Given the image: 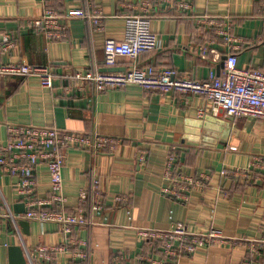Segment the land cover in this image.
Wrapping results in <instances>:
<instances>
[{
	"label": "crops",
	"instance_id": "obj_1",
	"mask_svg": "<svg viewBox=\"0 0 264 264\" xmlns=\"http://www.w3.org/2000/svg\"><path fill=\"white\" fill-rule=\"evenodd\" d=\"M87 1L0 0V63L49 65L53 77L52 88H45L34 76H0V145L9 123L95 131L120 140L112 153L96 156L85 149H66L65 210L76 209L80 189L97 178L110 225L74 226L69 236L84 241L80 248L87 257L67 251L57 254L53 264H113L118 253L125 264H137L136 255L151 254V248L136 230L165 231L177 222L197 233L220 229L233 241L200 248L181 256L177 264H242L247 258L264 264V169L252 170L251 177L220 174L222 168L250 167L254 158L264 160V119L213 114L200 95L146 92L133 83L102 91L89 101L74 87L72 75L78 70L121 71L133 63L120 56L106 66L103 44L107 38H123L124 18L135 12L137 0H91L102 16L99 27L72 18L60 39H46L29 24L44 7L63 14L87 8ZM149 13L158 45L136 59L138 67L170 68L177 76L206 80L210 73L219 75L226 54L234 52L239 67L264 69V0L153 1ZM220 30L236 41L230 45ZM172 151L176 161L170 180L164 169ZM201 172L210 179L204 187L193 188L187 202L161 192L162 187L173 188L177 176ZM34 176L35 195L47 197L46 165L39 163ZM14 184L15 178L0 173V207L17 214L14 206L23 202ZM115 194L127 195V205L116 206ZM63 242L55 223L0 219V264H10V246H19L25 258L26 247ZM252 245L260 247L258 255L251 256Z\"/></svg>",
	"mask_w": 264,
	"mask_h": 264
},
{
	"label": "built area",
	"instance_id": "obj_2",
	"mask_svg": "<svg viewBox=\"0 0 264 264\" xmlns=\"http://www.w3.org/2000/svg\"><path fill=\"white\" fill-rule=\"evenodd\" d=\"M169 2L170 0H137L135 12L124 18L123 38L119 41L107 38L103 44L104 63L115 64L117 57H127L133 62L121 71H74V87L89 101H95L97 95L105 90L117 89L133 83L146 92L160 93L179 92L200 95L205 98L210 112L223 113L226 117H252L264 119V69L242 68L237 65L234 52L226 54L222 72L219 75L210 73L206 80H196L189 76H177L170 68L154 69L136 66V59L144 52L155 49L158 38L149 27V8L152 2ZM45 4L46 0H40ZM179 6L188 8L186 3ZM87 8L71 9L59 14L49 7L32 19L29 24L40 30L46 39L66 37L68 20L81 18L91 21L99 27L102 17L99 9L92 7L91 0ZM96 27V28H97ZM226 41L232 45L236 41L227 30H220ZM8 46V45H7ZM7 46L5 48H7ZM34 76L42 87L52 88V72L49 65L28 63H0V76ZM7 139L0 145V173L15 178L16 194L24 205V212L13 214L0 207V219L19 218L57 224L64 236V242L58 245H39L35 249L24 250L27 264H53L59 253L71 251L73 257L85 259L88 253L80 247L84 241L69 236L74 226L110 225L104 206V194L94 178L88 187L80 189L78 206L73 211H66V197L62 194V168L66 158V149L74 147L85 149L92 156L103 152L112 153L120 140L95 131L85 133L68 129L19 125L9 123L6 126ZM174 151L166 159L164 176L168 179L176 161ZM139 162L144 155L138 156ZM39 163L47 167L50 191L47 197L35 195V169ZM264 169V160L254 158L251 166L222 168V176L251 177L252 170ZM210 179L209 173L193 175L182 174L174 178V187H162L161 192L172 196L175 201L187 202L193 188L204 187ZM127 195L115 194L116 206L127 205ZM6 209V208H5ZM136 234L151 248V254L136 255L137 264H177L183 255H190L200 248L216 243L233 242L220 229L210 227L205 232L189 231L183 223L177 222L168 230L158 231L151 228L137 229ZM76 247L75 249L73 247ZM71 248H73L71 250ZM251 256L260 253V247L252 245ZM125 257L114 255L113 264H125ZM242 264H256V260L245 259Z\"/></svg>",
	"mask_w": 264,
	"mask_h": 264
},
{
	"label": "water",
	"instance_id": "obj_3",
	"mask_svg": "<svg viewBox=\"0 0 264 264\" xmlns=\"http://www.w3.org/2000/svg\"><path fill=\"white\" fill-rule=\"evenodd\" d=\"M109 71L110 69H104ZM15 212L23 213V204L18 203L14 206ZM19 223L26 224V221H19ZM9 261L10 264H26L25 258L23 256L22 250L19 246H10L9 248Z\"/></svg>",
	"mask_w": 264,
	"mask_h": 264
},
{
	"label": "trees",
	"instance_id": "obj_4",
	"mask_svg": "<svg viewBox=\"0 0 264 264\" xmlns=\"http://www.w3.org/2000/svg\"><path fill=\"white\" fill-rule=\"evenodd\" d=\"M154 5H156V4H154Z\"/></svg>",
	"mask_w": 264,
	"mask_h": 264
}]
</instances>
